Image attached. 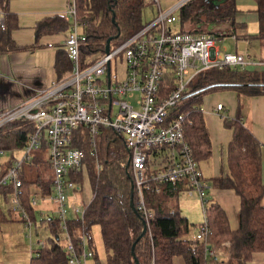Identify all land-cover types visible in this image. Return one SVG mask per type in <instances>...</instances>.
Listing matches in <instances>:
<instances>
[{"label":"trees","instance_id":"obj_1","mask_svg":"<svg viewBox=\"0 0 264 264\" xmlns=\"http://www.w3.org/2000/svg\"><path fill=\"white\" fill-rule=\"evenodd\" d=\"M258 1L260 30L253 38L264 39V0ZM76 14L87 42L81 46L84 62H90L91 54L105 51L107 40L112 43L125 40L139 30L142 25L144 0H75ZM0 11L4 23L0 24V54L24 48L12 37L18 27V17L10 9V0H0ZM237 7L235 0H224L218 8H211L207 0H189L182 6V23L190 20L199 22H229L232 33L236 30ZM68 20L63 15L43 18L36 26V42L43 34L68 29ZM190 32H193L190 30ZM219 35V33H217ZM238 38H240L237 35ZM247 38V36H243ZM241 37V38H243ZM57 65L66 67L65 58L58 57ZM225 66L210 68L200 72L189 84L179 103L171 109L170 115H186L185 139L190 144L195 159L200 163L212 156V140L204 117L203 98L205 95L222 90H234L239 96L264 95V66L260 69ZM171 81L165 79L161 85V95L171 90ZM225 125L234 129L230 143L229 172L212 178L213 185L220 189H233L241 198L239 227H230L226 212L211 199L206 211L210 231L204 241L188 236L191 228L203 222L191 223L181 213L178 196L185 189V183L158 184L151 182L145 189L148 208L154 211V219L149 226L144 216L132 205L136 192L133 188V174L130 152L124 137L112 130L102 129L95 143H78L86 150L88 178L93 196L85 206L82 217L69 221V230L74 242L79 245V237L85 235L88 248L94 253L97 264H174L175 257H182L185 264H254L250 256L254 251H264V182L262 181L261 143L242 121L240 115L226 117ZM34 126L30 121L9 122L0 129V149L13 151L24 148ZM37 156V155H36ZM34 156V157H36ZM33 159L31 160V162ZM12 160L2 165L0 177L11 167ZM24 168V166H23ZM75 180L81 185L83 175L76 172ZM23 181L21 203L35 222V211L30 204L28 187L37 184L43 194L51 193L52 178L47 183L42 178ZM13 189L12 184L0 186V196ZM134 190V191H133ZM7 214L0 205V225L7 221ZM51 232L49 245L37 250L31 264H68L67 253L61 240V226L57 218L43 219ZM95 225L100 226L103 244L106 248L103 263L92 244L91 233ZM147 231L142 236L144 226ZM229 242V247L223 245ZM135 244V245H134ZM79 250L81 247L78 246ZM215 254L210 256L208 250Z\"/></svg>","mask_w":264,"mask_h":264},{"label":"built area","instance_id":"obj_2","mask_svg":"<svg viewBox=\"0 0 264 264\" xmlns=\"http://www.w3.org/2000/svg\"><path fill=\"white\" fill-rule=\"evenodd\" d=\"M186 1L159 10L139 30L114 48L110 45L108 52L90 62H84L81 56L87 36L76 16L74 2L67 13L70 31L64 40L70 73L51 81L22 104L0 112V129L17 120L30 121L34 126L23 155L12 159L10 169L0 177V186L13 185L10 202L31 228L34 222L21 203L20 174L24 163L31 161L38 150H47L53 170L51 193L47 196L42 190L33 189L29 198L33 208L45 199L56 204L54 217L61 226V237L66 239L68 264H88L92 258L97 264L86 236L79 237V250L68 225L72 218L84 215L88 203L80 198L82 185L74 177L84 170L86 163V150L78 143H95L102 129L124 137L130 152L135 207L148 226L154 211L146 205L145 189L151 182L178 185L183 181L185 192L200 199L205 214L193 239L204 241L210 231L206 216L211 202L210 185L185 139L186 115L172 117L170 111L200 72L225 66H264V60L237 49L228 50L221 46L222 37L214 34L175 30L172 26L177 20L176 10ZM229 38L235 44L239 40L236 34ZM165 79L171 81V90L161 95ZM135 92L140 93L136 103L131 100ZM216 108L222 109L223 104L218 103ZM3 151L0 149V153ZM38 244L42 248L47 246L44 240ZM223 245L230 246L229 242ZM207 252L210 256L215 254L213 249Z\"/></svg>","mask_w":264,"mask_h":264},{"label":"crops","instance_id":"obj_3","mask_svg":"<svg viewBox=\"0 0 264 264\" xmlns=\"http://www.w3.org/2000/svg\"><path fill=\"white\" fill-rule=\"evenodd\" d=\"M188 1L189 0L183 5ZM207 1L210 3L211 8H218L220 4L224 3V0ZM237 1L241 2L242 5L239 6ZM74 2L75 0H10V9L12 12H15L18 17V27L13 29L12 37L18 45L24 48L0 54V112L22 104L28 99L34 97L39 90L44 88L51 81L64 78L70 73L71 62L64 49V40L67 36L68 29L70 31V26L68 29L59 32L49 31L40 36L37 43L35 42L36 26L43 18L59 14L65 16L70 24V20L67 18V13ZM150 4L154 5L153 7L157 6V8H153L152 11L151 9H148L145 12L146 7H143V23L152 19L160 9L159 3L150 2ZM235 4L238 10L236 13L237 27L233 33L229 22H199L195 24L188 20L182 23L180 11L183 5L178 8V11H180L175 24H179V29L176 30H191L195 33H210L222 38L229 37L231 34H236L240 37L239 39L241 42L245 44L246 50H248L247 46H252L251 49L253 51H248V55H253L252 57L254 58L261 56L264 48V39L251 37L252 35L257 34L260 30L257 11L258 1L235 0ZM3 23L4 16L0 11V24ZM175 24H173V28ZM249 24H251L250 27ZM217 33H219V35H217ZM243 36H247V38ZM50 44H52V46H50ZM243 51L245 50L243 49ZM251 52H253V54ZM60 56L65 58L66 67H59L57 65V60ZM250 67L260 69L263 66ZM238 68L243 67L239 66ZM203 101L205 102L204 105H202L204 117L212 140L213 152L208 161L201 163V168L210 185L209 193L211 199L214 202H217L226 212L230 227L235 230L239 227L241 198L233 189L216 188L213 185L212 178L230 171V143L234 137V129L225 125V118H234L237 115H240L242 121L245 122V125L261 143L262 181L264 182V95L239 96L234 90H222L212 92V96L211 93L205 95ZM220 102L223 104V108L219 110L216 108V105ZM23 151V148H21L13 151L4 150L0 153V169L2 165L9 160H15V158L22 156ZM7 152H11L9 157L6 155ZM36 155L32 162L26 161L23 165V175L25 179L27 178L25 174L27 165L32 168L37 162L39 164L44 162L45 158L41 151L36 152ZM47 163H49V159H47ZM38 178L41 179L42 176L38 175ZM26 180L29 182V180L32 181L34 179ZM33 189L42 190L37 184H30L28 194H30ZM12 191L13 189L6 195V197L0 196L1 208L7 214V221L0 225V264H31L32 257L37 252L34 247V243L36 242L32 241L31 235L34 232L35 235H37L39 227L43 225L49 230L47 223L42 222V220L47 217L43 215L42 219L38 220V224L36 222V224L34 223L35 225L33 224L34 227H28L30 229V235H28L30 242L28 243V247L26 244L23 246L22 234L28 232V230L26 223L21 216L20 210L16 209L10 202ZM181 193L185 194L186 197H191L187 195L185 189L182 190L180 194ZM92 196V188L88 178V191H84L83 199L89 203ZM262 204L264 205V196L262 198ZM179 206L180 210H182L180 203ZM33 209L35 211V208ZM181 213L189 220L187 214H184L182 211ZM204 219L205 214L201 222H203ZM196 232L197 229L196 231L191 229L188 236L193 238ZM44 241L47 242V240ZM250 262L254 264H264V251L252 252ZM173 263L185 264L182 257H175Z\"/></svg>","mask_w":264,"mask_h":264},{"label":"rangeland","instance_id":"obj_4","mask_svg":"<svg viewBox=\"0 0 264 264\" xmlns=\"http://www.w3.org/2000/svg\"><path fill=\"white\" fill-rule=\"evenodd\" d=\"M159 10H166V9H169L171 8L172 6L180 3L182 0H159ZM144 3H145V12L146 10L148 9H152L153 8H157V6L153 7L154 5L150 4V2L148 0H144ZM237 4L239 6L242 5L241 2L237 1ZM180 11V10H179ZM179 11L178 9L176 10V15L178 16L179 15ZM178 18V17H177ZM175 24V23H174ZM251 24H249V27H250ZM82 30H83V26L82 24L80 25ZM174 29H179V24H175L174 25ZM68 32H69V29H68ZM67 32V34H68ZM120 42V41H119ZM119 42L117 43H112L111 44V47L114 48L116 44H118ZM221 46L223 47H227L228 50L232 51V50H235V49H238L239 51H242V52H248V51H251L252 49V46L248 47L247 46V49L246 50V46L243 42H241V40L239 39L238 42L235 44V42L229 38V37H224L222 38V41H221ZM241 49V50H240ZM243 49L245 51H243ZM253 51V50H252ZM104 51H99V52H95L93 54H91L90 56V60L93 61L95 60L96 58H98ZM253 54V52H251ZM253 56V55H252ZM257 60H264V48L262 50V54L261 56H257L256 57ZM114 65V64H113ZM214 94V93H213ZM211 96H212V93H211ZM140 97V93L139 92H135L134 96L131 98V100L136 103V100L137 98ZM204 101L202 103V105H204ZM138 106L136 105V108ZM42 152L43 153V156H44V162H42L41 164H39L38 162L32 167L30 168L28 165H27V169L25 171V174H26V179H37L38 178V175L42 176V179L44 181H46L47 183L51 180V176L53 175V170H52V167L50 165V163H47V159H48V152H46V149H41V150H38V152ZM16 153V151H15ZM11 154V152H7L6 155L7 157H9V155ZM81 174L83 175V182H82V191L80 192V198L83 199L84 198V191L87 190L88 191V168H87V162L85 163V167H84V170L81 171ZM30 188V186L28 187V189ZM49 195V193H47ZM47 195V196H48ZM179 203L181 204V208H182V212L184 214H187L188 217H189V220L191 223H196V224H199V222H201L204 218V211H203V207H202V204H201V201L200 199L197 197V196H191V197H186L185 194L181 193L179 195ZM56 204L53 203L50 199H46V200H42L41 202H39V207H36L35 208V216H36V220H35V224L37 222V224L39 223L38 220L42 219V216L40 214V212L43 213V215H45L47 218H50V217H54L55 216V212H56ZM44 223V222H43ZM41 223V224H43ZM34 224V225H35ZM34 227V226H33ZM193 230L196 231L197 228H191ZM27 230L28 232H24L22 234V241H23V246L24 244H26V246L28 247V243L30 242V238L28 237V235H30V229L27 227ZM39 232L37 235H35V232L31 235V238H32V241L36 242L34 243L35 244V248L36 250H40L42 248L41 245L38 244V241L39 240H47L48 236H51V232L50 230L46 229L45 226H40L39 227ZM62 232V231H61ZM28 233V234H27ZM27 234V236H26ZM91 237H92V244L94 245V247L96 248V251L98 252L97 254L99 255V258L100 260L105 263V257H106V248L103 244V238H102V234H101V231H100V226L99 225H95L93 227V230H92V233H91ZM59 241L61 243H64L66 242V239L62 236L61 237V240L59 239ZM88 241V240H87ZM46 242V241H45ZM20 243V242H19ZM47 246L49 245V242H46ZM93 259V258H92ZM92 259L89 260L88 264H94V262L92 261ZM94 260L95 257H94Z\"/></svg>","mask_w":264,"mask_h":264},{"label":"water","instance_id":"obj_5","mask_svg":"<svg viewBox=\"0 0 264 264\" xmlns=\"http://www.w3.org/2000/svg\"><path fill=\"white\" fill-rule=\"evenodd\" d=\"M110 44H111V39H108L107 40V44H106V49H105V51L106 52H108L109 51V49H110ZM134 188V187H133ZM134 191V190H133ZM132 205H134V208L136 209V207H135V202H134V200H133V197H132ZM144 222H145V220H144ZM145 224H146V222H145ZM146 231H147V225H145L144 226V230H143V232H142V236L146 233ZM135 245V244H134ZM136 264H139V262L137 261L136 262Z\"/></svg>","mask_w":264,"mask_h":264}]
</instances>
